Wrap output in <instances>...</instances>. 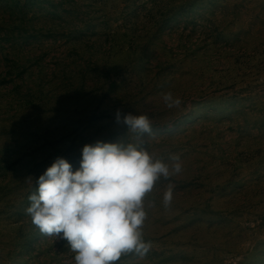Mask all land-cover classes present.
I'll return each instance as SVG.
<instances>
[{
	"label": "rangeland",
	"instance_id": "obj_1",
	"mask_svg": "<svg viewBox=\"0 0 264 264\" xmlns=\"http://www.w3.org/2000/svg\"><path fill=\"white\" fill-rule=\"evenodd\" d=\"M117 109L183 171L145 196L149 251L115 264H264V0H0V264H76L28 197L57 157L132 141Z\"/></svg>",
	"mask_w": 264,
	"mask_h": 264
},
{
	"label": "clouds",
	"instance_id": "obj_2",
	"mask_svg": "<svg viewBox=\"0 0 264 264\" xmlns=\"http://www.w3.org/2000/svg\"><path fill=\"white\" fill-rule=\"evenodd\" d=\"M167 107L181 100L171 92ZM115 122L135 133L130 142L97 140L81 150L79 167L57 157L36 180L26 212L41 233L64 239L75 253L76 264H115L123 254L143 257L150 248L142 228L147 212L145 196L161 177L183 171L179 155L165 162L145 147L144 134H151L146 114L115 113ZM174 185L169 183L162 203L169 207Z\"/></svg>",
	"mask_w": 264,
	"mask_h": 264
}]
</instances>
